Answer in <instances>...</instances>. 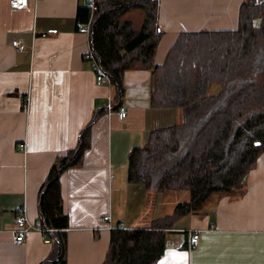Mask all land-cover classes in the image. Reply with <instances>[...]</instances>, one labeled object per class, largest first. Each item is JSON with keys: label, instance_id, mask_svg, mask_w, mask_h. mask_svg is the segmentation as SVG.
<instances>
[{"label": "crops", "instance_id": "1", "mask_svg": "<svg viewBox=\"0 0 264 264\" xmlns=\"http://www.w3.org/2000/svg\"><path fill=\"white\" fill-rule=\"evenodd\" d=\"M243 2L159 0L163 33L155 63H165L181 33L236 30ZM86 5L88 0H28L14 9L11 0H0V264H40L52 251L53 242L37 226L41 187L100 109L83 165L61 176L67 264H104L113 229L151 228L178 205L171 191L129 183L127 171L131 150L143 146L152 130L182 120V109L151 104V69L127 70L123 97L108 78L97 80L90 35L78 29V9ZM136 10L126 20L134 23ZM144 20L145 13L141 27ZM13 39L26 48L18 50ZM120 106L127 110L124 119ZM17 215L26 216L28 228L21 245L14 242ZM177 221L166 230L158 264H264V152L240 193L214 195L202 210ZM189 231L200 233L193 250L187 249Z\"/></svg>", "mask_w": 264, "mask_h": 264}, {"label": "trees", "instance_id": "2", "mask_svg": "<svg viewBox=\"0 0 264 264\" xmlns=\"http://www.w3.org/2000/svg\"><path fill=\"white\" fill-rule=\"evenodd\" d=\"M136 9L145 13L140 29L124 19ZM158 12L159 0H98L94 10L89 2L78 9V25L90 24V54L119 97L127 70L151 69V104L183 112L178 123L152 130L143 146L131 150L127 178L154 192L187 190L190 199L151 228L113 229L104 264H158L166 230L202 210L214 195L240 193L264 152V0H244L234 31L181 33L161 65L155 63L163 33ZM212 84L220 85L218 95L209 94ZM101 113L97 110L78 146L51 167L41 187V225L53 249L40 264H67L69 216L61 176L83 165Z\"/></svg>", "mask_w": 264, "mask_h": 264}, {"label": "built area", "instance_id": "3", "mask_svg": "<svg viewBox=\"0 0 264 264\" xmlns=\"http://www.w3.org/2000/svg\"><path fill=\"white\" fill-rule=\"evenodd\" d=\"M98 0H88L90 7L94 10L95 4ZM28 5V0H11V6L14 9H19V8H25ZM79 30L81 32L87 33L88 35L90 34V24H83L79 23ZM13 46H15L18 50H24L26 48V45L18 40V39H13L12 40ZM90 57L92 58V55L90 54ZM95 71L97 73V80L99 82H103L106 79V76L100 68V66L95 62L94 65ZM119 116L120 118L124 119L127 117V110L125 106H120L119 107ZM16 223L18 224L19 228L16 229L15 235H14V242L18 245H21L25 241L26 233L28 228H25L26 224V216L24 215H17L16 216ZM106 220H108V217H105ZM39 229L44 233V240L46 242H50V238L48 237V229L42 227L41 225H37ZM200 242V233L197 231H189L188 232V241H187V249L188 250H193L197 248L198 244Z\"/></svg>", "mask_w": 264, "mask_h": 264}, {"label": "rangeland", "instance_id": "4", "mask_svg": "<svg viewBox=\"0 0 264 264\" xmlns=\"http://www.w3.org/2000/svg\"><path fill=\"white\" fill-rule=\"evenodd\" d=\"M126 18L127 17H124V19H126ZM130 18H132L134 20L135 27L138 29L141 27L140 25L144 19V13L141 9H138L134 13H132V15H130ZM220 91H221L220 85L212 84L210 86V89H209V94L210 95H218L220 93ZM216 195L221 196L220 194H216ZM189 196L190 195H189L188 191L176 190L175 192L171 191L169 198H173V199H171V201L173 200V203L179 204V203H182V202L186 201L187 199H189ZM174 224H176V222Z\"/></svg>", "mask_w": 264, "mask_h": 264}]
</instances>
